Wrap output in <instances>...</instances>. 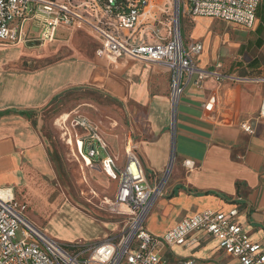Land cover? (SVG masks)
I'll return each mask as SVG.
<instances>
[{
	"label": "crops",
	"instance_id": "0c3cea01",
	"mask_svg": "<svg viewBox=\"0 0 264 264\" xmlns=\"http://www.w3.org/2000/svg\"><path fill=\"white\" fill-rule=\"evenodd\" d=\"M183 16L189 22L181 33L184 43L202 44L196 57L199 68L212 70L220 65L225 75L264 76V0L251 29L212 17ZM34 23L40 25L38 21L25 23L27 41L0 44V189H10L27 206L24 215L33 225L26 215L28 201L33 197L45 200L43 185L36 188V181L50 173L40 114L66 91L91 86L103 89L125 108L130 122L127 145L130 140L137 145L148 179L156 183L167 173L164 195L155 201L148 217L151 226L146 223L149 232L161 236L201 211L237 207L245 231L264 247V118L259 115L264 82L220 84L210 78L198 85L193 76L173 126L171 72L166 67L131 58H100L96 55L100 42L86 28H59L54 42L39 45L40 28L34 30ZM81 30L96 43L94 48L57 47L56 42H68ZM214 96L215 103L209 106ZM245 123L253 125V132L242 128ZM90 147L85 151L83 147V153ZM102 152L92 163L101 161ZM58 224L64 225L63 220ZM201 238L199 245H175L164 256L170 264L187 259L198 264H239L219 249L216 239Z\"/></svg>",
	"mask_w": 264,
	"mask_h": 264
},
{
	"label": "built area",
	"instance_id": "2783aa9c",
	"mask_svg": "<svg viewBox=\"0 0 264 264\" xmlns=\"http://www.w3.org/2000/svg\"><path fill=\"white\" fill-rule=\"evenodd\" d=\"M152 0H0V44L15 46L27 41L24 26L27 21L40 24L39 39L53 42L59 28H86L100 42L96 55L112 58H131L145 63H157L171 72L169 100L173 126L180 99L190 78L196 84L213 78L218 83L243 82L261 77L225 75L220 65L204 70L197 66L196 57L202 44H185L180 31L181 13L191 18L212 17L251 29L262 0H178L177 13L166 12L169 19L158 21L166 33L160 34L155 23L144 22ZM147 17V16H146ZM156 20V18H155ZM154 26V27H153ZM140 28V29H139ZM149 28V30H148ZM152 35L155 40L148 36ZM216 97L208 103L212 106ZM259 115L264 118V101ZM242 128L253 132V125ZM92 145L83 153L84 141L78 145L83 159L99 157L105 173L118 179V189L110 202L114 211L124 218V227L115 236L96 243L82 240L59 242L33 225L24 215L27 206L20 203L10 189H0V264H170L164 256L175 245H199L202 235L218 241L225 254L238 259L239 264H264L262 243L252 240L240 221L237 207L229 211L204 210L183 218L164 235L157 236L146 227L155 201L164 195L165 177L156 183L145 174L133 140L126 147V161L119 167L115 157L108 153L106 144L89 126ZM186 166L191 162L186 161ZM170 168V165H169ZM20 230L22 238H17ZM179 264H198L194 259Z\"/></svg>",
	"mask_w": 264,
	"mask_h": 264
},
{
	"label": "rangeland",
	"instance_id": "374dc122",
	"mask_svg": "<svg viewBox=\"0 0 264 264\" xmlns=\"http://www.w3.org/2000/svg\"><path fill=\"white\" fill-rule=\"evenodd\" d=\"M177 1L152 0L151 7L147 9L149 14L143 17V21H150L147 25L155 23L160 34L166 33L158 21L169 19L167 11L176 15ZM188 23V18L182 13L180 16L182 35L186 32ZM32 27L39 30L40 25L34 23ZM148 37L152 41L155 40L152 35ZM36 42L39 45L42 43L40 39ZM56 43L57 47L65 46L69 50H72L73 44L85 50L87 49L85 46L94 48L96 45L84 30L79 31L68 42ZM80 44L82 46H79ZM84 49L82 53H85ZM53 60L49 59L50 62ZM65 114L71 115L68 120H64ZM39 120L41 137L49 154L50 173L36 181V188L39 184L43 185L42 190L46 197L43 201L34 197L29 199L26 211L28 218L30 217L37 228L62 243L77 239L96 243L119 234L124 227V218L114 211L110 203L116 195L119 181L104 172L99 160L86 165L77 151V146L79 141H84V151L89 146H98V141L91 138L93 134L89 131L91 126L107 145L108 151L115 157L117 163H124L130 134V122L125 108L119 101L108 96L103 89L81 86L55 98L41 112ZM60 220H63L64 225L58 224ZM151 223V219L148 218L147 227L151 226ZM16 235L18 239L22 238L20 230Z\"/></svg>",
	"mask_w": 264,
	"mask_h": 264
},
{
	"label": "bare ground",
	"instance_id": "6f19581e",
	"mask_svg": "<svg viewBox=\"0 0 264 264\" xmlns=\"http://www.w3.org/2000/svg\"><path fill=\"white\" fill-rule=\"evenodd\" d=\"M70 116H71V115H69V114H65V115H64V120H68V119L70 118ZM63 123H64V122H63ZM78 141H79V140H78ZM70 142H72L71 139H70ZM81 142H82V141H79L78 144H81ZM76 152H77V151H76ZM84 162H86V163H85L86 165H90L91 160H90V158H89L88 156H86V159H84Z\"/></svg>",
	"mask_w": 264,
	"mask_h": 264
},
{
	"label": "water",
	"instance_id": "95a60500",
	"mask_svg": "<svg viewBox=\"0 0 264 264\" xmlns=\"http://www.w3.org/2000/svg\"><path fill=\"white\" fill-rule=\"evenodd\" d=\"M170 165H171V163H170Z\"/></svg>",
	"mask_w": 264,
	"mask_h": 264
},
{
	"label": "trees",
	"instance_id": "16d2710c",
	"mask_svg": "<svg viewBox=\"0 0 264 264\" xmlns=\"http://www.w3.org/2000/svg\"><path fill=\"white\" fill-rule=\"evenodd\" d=\"M262 2V1H261Z\"/></svg>",
	"mask_w": 264,
	"mask_h": 264
}]
</instances>
